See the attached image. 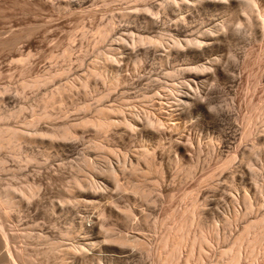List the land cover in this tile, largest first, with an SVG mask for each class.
Here are the masks:
<instances>
[{
    "label": "rangeland",
    "instance_id": "rangeland-1",
    "mask_svg": "<svg viewBox=\"0 0 264 264\" xmlns=\"http://www.w3.org/2000/svg\"><path fill=\"white\" fill-rule=\"evenodd\" d=\"M255 1L0 0V264H161L185 232L210 240L190 264L222 263L264 217ZM261 241L238 264H264Z\"/></svg>",
    "mask_w": 264,
    "mask_h": 264
},
{
    "label": "bare ground",
    "instance_id": "bare-ground-1",
    "mask_svg": "<svg viewBox=\"0 0 264 264\" xmlns=\"http://www.w3.org/2000/svg\"><path fill=\"white\" fill-rule=\"evenodd\" d=\"M185 1H187V0H185ZM243 2L245 4V6H244L245 11H248L249 9L252 10V7H255V5L257 4V2L255 0H243ZM175 3H177V1H175ZM147 9H149V8L147 7ZM149 11H151V9H149ZM261 20H258V21L260 22ZM261 23L260 24L264 26L263 20L261 21ZM129 33H131V35H133V37H131V41H133V45H135V33H133V31H129ZM137 37H139V35H137ZM141 37H143V35H141ZM145 37H147V35H145ZM149 39H151V37H149ZM187 41H189V39H187ZM173 43H177V41H173ZM195 43H199V41H195ZM161 45H163V43H161ZM189 45H191V41H189ZM179 47H183V45H181V41H179ZM163 48H165V47H163ZM187 95H189V94H187ZM186 99H187V96L182 97L180 99V102L186 103ZM53 100H54V98H53ZM121 112L122 111H121V108L119 106H116V105L115 106L114 105L109 106V107L101 109L98 118L96 117V118H94V120L96 119L95 121H93V120H91V121H93L92 123L94 125H96L98 129L105 130V129H108L109 126L115 124L114 121L116 120V118H115L116 114L114 115V113H120L119 115H122ZM117 121H116V123H117ZM123 122H127V120H125V121L123 120ZM143 152H145V151H143ZM145 155H146V153H142L141 156L138 157L137 161L139 163V161H141V160H139V158L142 159V161L145 163L146 168L151 169L153 164L151 162H148V160L145 158ZM138 156H139V154H138ZM119 164H121V162H119ZM125 166H127V162H125ZM133 169H135V171H133L134 173L138 172L140 170L139 167L134 168V165H133ZM255 170H257V168H255ZM105 174H108V173H105ZM117 189H119V187H117ZM245 198H246V196H245ZM194 206H196V204L192 205L191 212L195 211L196 208ZM259 223H264V217L260 218V220H257L251 224H248V226L246 225V227L244 228V230L242 231V233L240 234L238 239L235 241V245L232 248H230V250H226V251L222 250V252H220L221 259H222L221 264H238L240 261V255H241L239 245H241V243H244V241L247 242V240L249 241L248 247H251V249H249L250 250V256L255 255V250H254L255 248L254 247H255V245H257V246L260 245L259 243L262 242L261 240L264 237V225L262 228H260L261 230L259 231V234L255 233L256 234L255 235L253 233L254 236L252 238H250V235L252 236V230L254 231V229L257 228V225H259ZM185 228H186V224H185V222H182L179 226V231L183 232L185 230ZM211 230H212L211 232H213V229H211ZM107 233H109V231H107ZM185 234H186V232L184 234L182 233L179 238H175V237L169 235L168 237L163 239V241H162L163 253H161L160 258H159L161 261V264H174L177 260H179L181 258V256H180L181 255V249H182L181 247L183 246V243H185L184 241L185 240L187 241V238L189 237V236H186ZM119 235H121V233H119ZM207 238H206V236L205 237L204 236L199 237V238L194 237V238H190V242L187 241L188 243H190L188 245V246H190V248L188 247L189 252L187 251L186 257L184 259L186 264H190V262L192 260H193V262L195 261L196 263L201 262V261H203V259H205V257H207L206 256L207 255V248L210 246V240ZM186 243H185V245H186ZM73 246H75V245H73ZM245 247H247V246H245ZM9 257H11V255H9ZM13 261H15V259H13ZM11 263H13V262H11ZM15 264H17V263H15Z\"/></svg>",
    "mask_w": 264,
    "mask_h": 264
}]
</instances>
